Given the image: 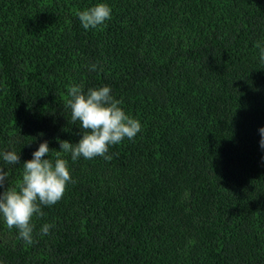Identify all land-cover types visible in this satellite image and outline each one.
Listing matches in <instances>:
<instances>
[{
    "label": "trees",
    "instance_id": "1",
    "mask_svg": "<svg viewBox=\"0 0 264 264\" xmlns=\"http://www.w3.org/2000/svg\"><path fill=\"white\" fill-rule=\"evenodd\" d=\"M97 3L111 17L84 29ZM260 47L264 0H0V151L21 160L0 159L5 189L43 141L74 181L31 245L0 215V264H264ZM74 85L109 86L141 123L110 161L59 150L81 138Z\"/></svg>",
    "mask_w": 264,
    "mask_h": 264
},
{
    "label": "clouds",
    "instance_id": "2",
    "mask_svg": "<svg viewBox=\"0 0 264 264\" xmlns=\"http://www.w3.org/2000/svg\"><path fill=\"white\" fill-rule=\"evenodd\" d=\"M77 16L84 29H95L110 19L111 9L105 3H97L78 12ZM260 60L264 63V47H260ZM89 70H102V66L98 69V65L93 63ZM67 95L70 98L65 106L70 109L71 122L80 129L81 138L76 143L59 140V150L70 153L73 161L97 156L110 161V146L119 144L124 138L133 139L141 131V123L118 106L119 101L113 98L109 86L89 88L84 92L81 85H74L68 89ZM258 131L259 146L264 149V126ZM50 150L47 141H43L32 152V158L22 162L23 173L18 190L5 189L8 174L0 167V189H3L0 191V215L8 228H16L19 237L29 245L34 243L33 216L42 217L41 206L56 204L62 198L66 184L74 182L66 160L60 158L59 153L54 161L48 158ZM0 159L7 165L21 163L16 151H0ZM52 227L51 224H44L41 235L49 234Z\"/></svg>",
    "mask_w": 264,
    "mask_h": 264
}]
</instances>
